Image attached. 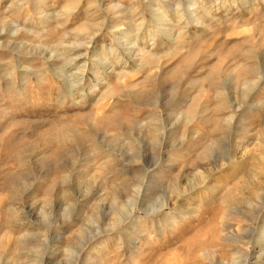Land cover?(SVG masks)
I'll list each match as a JSON object with an SVG mask.
<instances>
[{
    "label": "rangeland",
    "instance_id": "rangeland-1",
    "mask_svg": "<svg viewBox=\"0 0 264 264\" xmlns=\"http://www.w3.org/2000/svg\"><path fill=\"white\" fill-rule=\"evenodd\" d=\"M0 264H264V0H0Z\"/></svg>",
    "mask_w": 264,
    "mask_h": 264
}]
</instances>
